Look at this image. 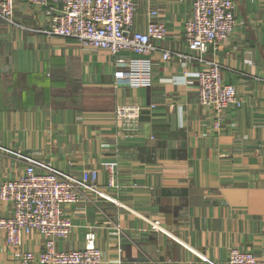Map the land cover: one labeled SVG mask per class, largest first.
Returning <instances> with one entry per match:
<instances>
[{"label": "crops", "instance_id": "crops-1", "mask_svg": "<svg viewBox=\"0 0 264 264\" xmlns=\"http://www.w3.org/2000/svg\"><path fill=\"white\" fill-rule=\"evenodd\" d=\"M234 1L235 32L205 55L223 65L244 101L225 112L219 131L198 101L203 61L164 59L157 49L152 84L133 86L115 78L107 49L40 31L42 5L18 0L17 24L0 19V180L27 166L15 152L72 173L98 167L101 186L102 162L120 163V186L109 190L120 204L84 192L66 207L74 230L58 249L82 247L93 230L103 264H227L232 247L264 259V0ZM151 9L167 25L159 46L195 55L183 38L191 0H137L134 28L147 29ZM120 104L144 109L132 134L116 119ZM11 211L0 199V216ZM42 247L38 231L15 247L0 229V264H21L20 251Z\"/></svg>", "mask_w": 264, "mask_h": 264}, {"label": "built area", "instance_id": "built-area-1", "mask_svg": "<svg viewBox=\"0 0 264 264\" xmlns=\"http://www.w3.org/2000/svg\"><path fill=\"white\" fill-rule=\"evenodd\" d=\"M18 0H0V19L17 24L14 18ZM42 5L47 22L39 28L47 35L78 39L85 45L107 49L114 57L115 78L133 86L152 84V54L163 50L164 59L177 58L182 63L200 60L205 68L195 74L198 101L211 117L212 127L219 131L225 112L244 104L233 83L224 81L223 65L205 57L210 48L217 49L235 32L234 0H191V14L183 25V38L195 55L160 47L168 36L165 21L158 18V10L151 9L146 30L134 28L137 0H24ZM122 51L137 54L123 56ZM152 105L151 108H154ZM143 107L120 104L115 116L123 131L132 134L139 129ZM27 161L24 171L0 180V199L12 206L9 216H0V229L9 246L20 247L23 236L38 231L43 237L41 250H24L18 254L21 264H103V250L96 243V232L88 230L85 244L72 250L57 248L59 239L68 238L74 224L66 214V207L79 202L84 192L94 194L116 204L110 189L120 186L119 161L106 160L101 166L108 176L106 186L98 182L100 169L89 167L79 173L68 172L49 161L15 152ZM119 264H158L157 260L118 259ZM212 264H217L211 261ZM227 264H264L248 249L232 247Z\"/></svg>", "mask_w": 264, "mask_h": 264}]
</instances>
